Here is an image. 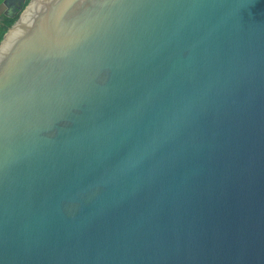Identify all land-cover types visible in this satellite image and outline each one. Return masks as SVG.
Returning <instances> with one entry per match:
<instances>
[{
    "label": "water",
    "instance_id": "95a60500",
    "mask_svg": "<svg viewBox=\"0 0 264 264\" xmlns=\"http://www.w3.org/2000/svg\"><path fill=\"white\" fill-rule=\"evenodd\" d=\"M0 264H264V0H30Z\"/></svg>",
    "mask_w": 264,
    "mask_h": 264
},
{
    "label": "flooded vegetation",
    "instance_id": "af4514ba",
    "mask_svg": "<svg viewBox=\"0 0 264 264\" xmlns=\"http://www.w3.org/2000/svg\"><path fill=\"white\" fill-rule=\"evenodd\" d=\"M29 1L30 0H0V26L17 19Z\"/></svg>",
    "mask_w": 264,
    "mask_h": 264
},
{
    "label": "trees",
    "instance_id": "16d2710c",
    "mask_svg": "<svg viewBox=\"0 0 264 264\" xmlns=\"http://www.w3.org/2000/svg\"><path fill=\"white\" fill-rule=\"evenodd\" d=\"M14 21H11V22L3 25V26H0V41L2 40L4 34L7 32V30L12 26V24L14 23Z\"/></svg>",
    "mask_w": 264,
    "mask_h": 264
}]
</instances>
